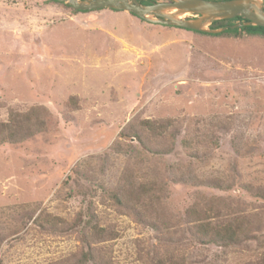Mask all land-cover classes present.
I'll return each mask as SVG.
<instances>
[{"label":"rangeland","instance_id":"1","mask_svg":"<svg viewBox=\"0 0 264 264\" xmlns=\"http://www.w3.org/2000/svg\"><path fill=\"white\" fill-rule=\"evenodd\" d=\"M70 97L77 100L72 111ZM34 105L49 111V128L0 145V264H59L80 250L78 232L49 235L32 221L41 212L71 221L87 205L117 231L102 243L115 264H141L137 246L175 249L186 264H248L263 253V37L211 36L111 9L71 12L52 0H0V121ZM147 119L171 120L175 140L145 151L119 137ZM216 119L229 124L214 130L218 146L204 144L194 158L182 141ZM115 144L126 151H113ZM188 165L229 187L169 179L170 167ZM127 167L167 182L173 218L200 199L224 215L259 214V229L228 249L164 242L159 231L102 202Z\"/></svg>","mask_w":264,"mask_h":264},{"label":"trees","instance_id":"2","mask_svg":"<svg viewBox=\"0 0 264 264\" xmlns=\"http://www.w3.org/2000/svg\"><path fill=\"white\" fill-rule=\"evenodd\" d=\"M71 12H80L70 6L57 2ZM141 4L158 2L159 0H137ZM246 19L237 16L233 19L215 20L209 25L210 29L227 27L226 30L218 34L205 32L196 33L219 36L242 38L244 36L263 37L264 28L252 25H243ZM241 24L239 27L231 26ZM77 100L75 97L65 103L67 109H76ZM211 127L204 129L196 126L191 129V133L182 143L192 150V156L198 158L197 149L204 144L218 146L216 129L226 128L229 124L216 119L211 121ZM50 114L44 106H30L25 110H11L6 119L0 121V145L5 143H18L31 138L33 135L49 128ZM177 136L174 123L169 119L141 120L131 122L119 133L123 139L133 138L145 150L151 149V144L155 141H173ZM115 152L122 153L126 149H121L119 144L111 148ZM159 153L168 152L170 149L157 150ZM117 182L112 188L103 192L102 202L112 206L119 214L129 215L136 222L162 233L164 242L181 243L188 241L200 246L210 244L219 248L238 247L240 244L253 239L251 234L259 229L258 220H262L259 214L254 217L233 213L230 216L224 215L214 203L201 202L200 199L188 207L181 218H173L172 214L166 212L165 202L167 195V182L160 177L149 176L136 168H124ZM169 179L174 182L192 183L195 185L206 184L217 189H227L229 183L221 178H199L194 174V169L188 166L170 167L167 173ZM35 228L49 235H64L70 231H76L80 235L82 246L80 250L71 253L60 260L59 264H115L110 249L105 248L102 243L112 241L117 238V231L114 226L106 225L100 212L96 211L92 205H87L84 212H80L71 221H67L59 216L50 215L44 212L39 213L33 219ZM185 243V242H183ZM137 257L141 264H186L184 255L175 249L166 250L164 253L147 252L142 247L137 246ZM257 259V260H256ZM253 262L248 264H264V251Z\"/></svg>","mask_w":264,"mask_h":264},{"label":"water","instance_id":"3","mask_svg":"<svg viewBox=\"0 0 264 264\" xmlns=\"http://www.w3.org/2000/svg\"><path fill=\"white\" fill-rule=\"evenodd\" d=\"M77 11L111 9L136 16L147 23L162 24L187 30L218 34L227 27L210 29L215 20L246 19L243 25L264 28L263 0H167L141 4L137 0H56ZM193 16L192 19L177 16ZM241 24L231 26L239 27Z\"/></svg>","mask_w":264,"mask_h":264},{"label":"bare ground","instance_id":"4","mask_svg":"<svg viewBox=\"0 0 264 264\" xmlns=\"http://www.w3.org/2000/svg\"><path fill=\"white\" fill-rule=\"evenodd\" d=\"M182 17H183V15H179V16H177V18H179V19L182 18Z\"/></svg>","mask_w":264,"mask_h":264},{"label":"flooded vegetation","instance_id":"5","mask_svg":"<svg viewBox=\"0 0 264 264\" xmlns=\"http://www.w3.org/2000/svg\"><path fill=\"white\" fill-rule=\"evenodd\" d=\"M161 1H167V0H161ZM161 1H158V2H161Z\"/></svg>","mask_w":264,"mask_h":264}]
</instances>
